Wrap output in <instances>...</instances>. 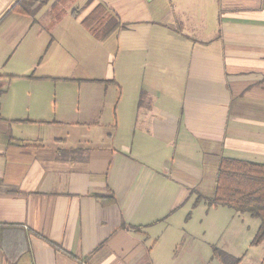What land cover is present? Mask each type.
<instances>
[{"label":"crops","instance_id":"crops-1","mask_svg":"<svg viewBox=\"0 0 264 264\" xmlns=\"http://www.w3.org/2000/svg\"><path fill=\"white\" fill-rule=\"evenodd\" d=\"M19 1L0 0V264L233 256L205 198L221 157L264 163V0ZM97 6L122 24L103 40Z\"/></svg>","mask_w":264,"mask_h":264},{"label":"trees","instance_id":"trees-1","mask_svg":"<svg viewBox=\"0 0 264 264\" xmlns=\"http://www.w3.org/2000/svg\"><path fill=\"white\" fill-rule=\"evenodd\" d=\"M35 1L21 0L10 9V12L26 13ZM104 13V10H100V7L97 6L89 18L84 20L87 28L101 40L107 38L117 28L122 27V24H117L115 18L105 16ZM97 198L103 204H110L115 200L114 195H99ZM198 199L203 198L198 197ZM205 201L209 206H224L257 218L260 223L252 238L251 245H257L264 240V163L221 157L213 195L205 198ZM135 230L138 229L135 228ZM51 244L62 250L58 245ZM212 254L213 258L222 264H238L240 262L239 258H232L230 254L215 246L212 247ZM70 257L74 258L71 255Z\"/></svg>","mask_w":264,"mask_h":264},{"label":"rangeland","instance_id":"rangeland-1","mask_svg":"<svg viewBox=\"0 0 264 264\" xmlns=\"http://www.w3.org/2000/svg\"><path fill=\"white\" fill-rule=\"evenodd\" d=\"M81 2L80 0H73L69 2V5L72 8ZM233 214L235 215L234 218H241L242 220L232 219ZM215 217L222 226L226 225L227 228L223 231H230V236H228L227 231L222 236L221 240L223 242L221 245H226L228 252L234 256H231L232 258H240L241 262L239 264H264V240L257 245H251L252 238L260 223L257 218L250 216L248 213H238L232 209L229 210L226 207H219ZM229 219L231 220L230 223ZM207 228L209 229L210 226ZM217 238H220V236L216 234Z\"/></svg>","mask_w":264,"mask_h":264}]
</instances>
